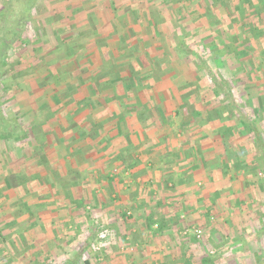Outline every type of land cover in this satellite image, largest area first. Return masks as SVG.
<instances>
[{
    "label": "rangeland",
    "instance_id": "rangeland-1",
    "mask_svg": "<svg viewBox=\"0 0 264 264\" xmlns=\"http://www.w3.org/2000/svg\"><path fill=\"white\" fill-rule=\"evenodd\" d=\"M212 1H34L24 33L28 42L8 50L6 61L11 70L3 80L14 93L5 112L7 117L33 131L23 144L0 141V264H115L133 254H142L144 264L151 259H156L157 264H203L201 260L208 257L212 264H264V237L253 232L258 219L256 209L263 198L250 186L264 181L260 172L262 164L255 157L249 135L241 131L232 107L212 99L205 73L207 68L212 72L217 69L230 81L237 76L238 80L232 83L231 97L238 106L239 116L253 118L264 139V32L254 38L248 36L249 56L237 64L239 67L229 51L230 55L221 57L216 65L211 57L227 52L220 42L235 46L246 33L233 22V14L227 17L226 5ZM252 1L257 10L263 8L264 0ZM4 5L5 0H0V11ZM17 6L15 3L13 8L16 10ZM250 21L255 23L253 19ZM258 30L264 31V24L258 25ZM124 42L127 45L123 50L120 47ZM211 44L218 48L209 49ZM182 49H190V55L184 56ZM196 61L204 66L196 67ZM74 63L99 67L106 80L107 76L113 77L105 74L113 64L144 67V74L139 72L144 75V85L140 86L149 87L151 92L145 94L154 97L164 109L163 132L187 135L206 127L217 135L212 141L215 147H220L221 155H214L219 158L215 157L211 164L216 176L213 185L202 190L203 185L193 184L190 198L193 201L200 190L205 191V197L210 188L222 191L210 196L209 202L193 205L192 201H183L168 205L162 212L171 215L169 227L165 225L157 234L144 225L136 236L129 235L131 238L127 236L122 241L110 228L102 231L96 227L93 216L90 217L91 199L97 195L108 202L107 196L114 191L106 181V174L112 168L96 171L95 166L102 159L92 153L85 140L80 142V133L84 131L75 128L80 121L86 129L89 126L84 121L98 122L100 119L96 116L102 112L98 107L104 109V105L94 98L90 109L81 106L82 110L74 117L71 115L69 105L81 98L78 87L90 76L89 73L72 74L70 69ZM91 75L89 82L98 83L100 76ZM124 76V73L119 75ZM98 87L102 92L107 91V86ZM169 87L170 97L164 91ZM118 93L124 95L122 89ZM103 111L108 112V107ZM189 123L191 126H184ZM40 125L46 131L40 130ZM231 127L232 134L225 130ZM144 129H151V125L144 123ZM90 136L88 140L97 148L96 138ZM203 142L196 141L195 146L202 147ZM83 144V150L78 151ZM114 151L105 150L103 163L107 169ZM217 159L226 162L227 168L216 169L220 164ZM95 175L102 180V185L96 184ZM133 187L123 183L120 188L122 191ZM193 190L198 194L193 195ZM69 192L79 193L82 201H89L85 206L79 205L80 199L76 197L71 202L82 215L77 218L79 222L75 218L69 221L71 228L64 225L66 220L60 212L68 204V197H73ZM181 204L183 208L188 207V212L181 211L179 215L184 216L179 218L177 211ZM53 205L55 214L50 212ZM86 207L91 208V214H84L89 213ZM192 228L201 231L200 240L190 239ZM186 230L188 233L184 234ZM136 238L142 241L138 242L140 249L124 245L129 242L131 245ZM104 243L108 244L102 248ZM125 247L127 250L118 249Z\"/></svg>",
    "mask_w": 264,
    "mask_h": 264
},
{
    "label": "crops",
    "instance_id": "crops-1",
    "mask_svg": "<svg viewBox=\"0 0 264 264\" xmlns=\"http://www.w3.org/2000/svg\"><path fill=\"white\" fill-rule=\"evenodd\" d=\"M126 45L127 43L124 42L120 48L123 49ZM122 49H120V51ZM135 63L137 64V61ZM71 67L70 72L72 74L89 73L90 75L87 77L88 80H84L83 84L79 86L78 89L86 88L84 85L90 83L89 81L93 76L91 74H94L95 77L99 75L98 83L103 82L102 85L105 87L107 86V91L105 92L109 93L108 96L110 97L107 106L104 104L103 99L99 98L100 100H95L98 101L99 104L101 101V103H103L102 105H104V109H102V106L98 107L99 110H102V112H99L96 116L100 119L98 122H94L93 120H89L90 122L84 121V123L89 126L86 129L83 127L82 121H80V124L77 123V128H75V130L84 131L80 133V136H82L80 137V142L85 140L86 146L92 150V153L99 155L100 159H102L98 166H95L96 171L99 170L100 173L103 170L110 171L112 168L111 171L106 174V181L111 185L114 191L107 196L109 203L106 202L105 197L98 198L97 195L93 196L91 199L93 202V213H90L91 208L89 210V207H86L89 213L84 214H91L90 217L93 216L92 219L96 227H100L102 231L110 228L116 236L119 234L117 237L122 241L127 240L128 237L131 238L130 236H136L137 233L142 231L144 225L147 228L146 219L150 216L152 217V221H161L163 228H165V225L169 227L168 218L171 215H163L165 213L162 212L168 205L173 204L174 206V203H182L183 201L185 203L191 202L192 199L189 193L193 184L203 185L202 190H204L205 186L208 188L213 185L212 181L216 176H214V167L211 166V164L214 162L215 157L219 158V156L214 157V155H219V153L221 155L220 147H215V143L212 141V137L214 135V137H216L217 135L213 133L211 127V129L202 127L198 131L188 132L187 135L185 132H163L162 130L165 129L163 126L166 123L165 111L161 105L155 101L154 97L145 94L147 91L148 93L151 92L149 87L145 89L146 85L140 86V84L144 85V75L139 72L144 74V67H138L139 69L137 67L134 68L131 63L128 66L113 64L111 69L105 72V74L108 73L109 75H113V79L107 76L108 80L105 78L106 75L103 76V74H101L102 71H100L99 67L91 68L81 63H74ZM121 73L126 74V76L119 77ZM83 79L82 77V80ZM77 80L79 82L81 78L78 76ZM91 84L94 83L91 82ZM118 89H122L124 95L118 93ZM168 90H170V87L164 89L165 93L170 97ZM144 95L147 98L146 100H144ZM107 107L108 112L103 111L106 110ZM158 112L162 114L160 115ZM76 114L77 112L74 114L71 113L73 117ZM144 123H146V126H148V124L151 125V129H144ZM184 126L191 125L189 123ZM85 132H89L90 135L96 138L95 146L97 148L91 145V142L88 140L91 136L89 134L85 135ZM196 141H204L203 143H205V145L196 147ZM83 148L84 144L79 145L77 149L80 151L83 150ZM107 148L111 149V151L115 149L112 156V163L110 164L112 167L109 166L108 169L106 167L107 165L103 163V161H106L104 158ZM216 161L220 163L216 169L227 168L226 162L223 163L221 159H217ZM93 178L96 179V184L102 185V180L99 179V176L97 177L95 175ZM122 182L126 185L128 183V186L133 185L135 187L131 188V190L127 188L121 191L120 187L123 185ZM210 189L206 191L208 194L206 197L203 195L205 191L200 190L199 196H196L192 204L195 205V202L205 203L207 200L209 202L210 196L212 198L213 195L216 196V194L222 191H217L216 189V191H214L213 188L212 190ZM195 190L192 192L193 195L198 194V191ZM70 194L73 197L71 199L68 197V204L63 205L62 207H64V209L60 211L62 212L61 218L66 220L64 221V225L68 226V228L72 226L69 221L75 218V221L79 222L77 218L81 215L77 212L75 207H72L71 202H74L76 198L80 199L79 205L85 206L86 203L89 202L86 197H84L86 200L82 201L79 193ZM185 206L183 208L181 204V206H179L180 208L178 207L177 216H179V218L184 216L181 214L179 215L181 211H187L186 208L188 207ZM52 211L53 214H55V205L50 207V212ZM58 214L60 216L59 212L57 215ZM158 214H160V216ZM204 214L206 215V213ZM107 223L109 225H107ZM152 228L154 229L152 230ZM163 228L161 231H163ZM124 229H127V231ZM147 229L153 234L161 232L157 229V225H153L151 229ZM138 242L142 243V241H138L136 238L131 245H129L130 242L124 245L140 249L141 247L138 245ZM107 244L108 243L102 244V248H105ZM116 247L117 246H115V248ZM127 247L118 249H120V251L124 249L127 250ZM154 260L156 259H151L147 264H157V260ZM115 264H144V257L142 254L139 256L133 254V256L127 259L123 258L120 262Z\"/></svg>",
    "mask_w": 264,
    "mask_h": 264
},
{
    "label": "trees",
    "instance_id": "trees-1",
    "mask_svg": "<svg viewBox=\"0 0 264 264\" xmlns=\"http://www.w3.org/2000/svg\"><path fill=\"white\" fill-rule=\"evenodd\" d=\"M34 1L35 0H5V7L0 11V141H7L13 144L26 143V141L31 137V131H33V129L31 127H27L26 125L19 124L17 123V121L15 122L14 120L9 119L5 113L7 106L12 102V99L14 98V93L11 92L9 87H6V85L3 84L4 75H7V72L11 70L9 63H7L6 61V58L7 52L10 48L22 44L26 45L28 42V38L24 33L28 24V18L30 17ZM212 2L219 5H226L225 9H228H226L227 17L229 18V16L233 14V22L236 25L238 24V27H240L243 30V33L246 34L243 35L242 41L235 42V46L233 44L228 46L224 42H220L225 52L227 51L226 55H219L214 57L210 56L211 61L215 62V64L218 65L221 62V57L223 58L224 56L230 55V53H232L236 65H240L242 63V59L249 56L248 50L250 49V46L248 36L254 38L263 34L264 32L263 30H258V25L262 26L264 24V5L261 10H257V5L252 0H214ZM15 3L18 5L17 7H19L16 10L15 8H13ZM261 13H263V16L260 15ZM250 19H253V21H255L254 24L256 25L252 24ZM215 46L216 44H211L208 48L213 49ZM188 50L190 49H182V53L184 54V56L190 55V51ZM228 51L230 53H228ZM195 65L196 67L201 68V61H196ZM202 66H204V64ZM237 67L239 66L237 65ZM205 73L206 75H208V85L210 86L212 99L226 102L228 106H231L232 113L238 116L237 118L239 121V125L242 128L241 131L249 135L250 144L255 151V157L262 164L260 172L263 173L264 176L263 134L257 128L253 118L245 116L240 118L238 106L235 105L234 100L231 97V90L233 88L232 83L238 80L237 76H234L233 81H230L223 78L221 72L217 69L212 72V69L207 68ZM232 73H236L235 70H233ZM102 83L94 82V84H91L90 82L84 85L86 88L78 89V93L81 95V98L75 101V104L70 105L71 109H69L71 113H76L82 110L81 106H87L90 109L92 107L90 102H93L92 100L94 98L103 99L104 104L107 106L110 97L108 96L109 93L100 91L101 89L100 87H98V85H101ZM158 113L160 115L162 114L160 112ZM254 113L257 114L258 110L255 109ZM43 126L44 125H40L38 128L42 131H46V129H43ZM45 128H47V126H45ZM225 130L229 131V133L231 134L233 132L232 127L226 128ZM224 135L225 133L222 132L221 136ZM42 163H44V161H42ZM238 166L239 165L236 164V166H234L235 169H237ZM245 184L249 185V182L246 181ZM250 186L257 190L261 198H263L261 206H257L256 209L258 219L256 228L253 230V232L264 237V181L262 183H253L252 185L250 184ZM253 204L255 205V202H253ZM146 220L147 228L151 229L153 225H157V229L159 230V232L162 230L163 226L161 225V221H152L151 216ZM190 239L193 242L196 241L194 237H191ZM201 262L203 264H212V261L209 257L202 259Z\"/></svg>",
    "mask_w": 264,
    "mask_h": 264
},
{
    "label": "built area",
    "instance_id": "built-area-1",
    "mask_svg": "<svg viewBox=\"0 0 264 264\" xmlns=\"http://www.w3.org/2000/svg\"><path fill=\"white\" fill-rule=\"evenodd\" d=\"M183 233L187 234L188 230L184 231ZM191 236L194 237L195 240H200L202 238L201 231L199 229H196V228H192Z\"/></svg>",
    "mask_w": 264,
    "mask_h": 264
}]
</instances>
